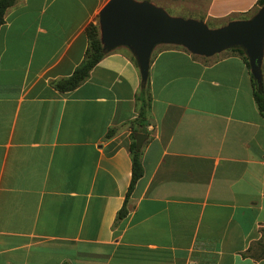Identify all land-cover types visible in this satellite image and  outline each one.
Returning a JSON list of instances; mask_svg holds the SVG:
<instances>
[{
  "label": "crops",
  "instance_id": "crops-1",
  "mask_svg": "<svg viewBox=\"0 0 264 264\" xmlns=\"http://www.w3.org/2000/svg\"><path fill=\"white\" fill-rule=\"evenodd\" d=\"M107 1L16 0L4 13L0 264H264V117L240 56L155 45L147 134L133 123L143 81L126 46L56 90ZM204 1V24L262 8ZM134 134L146 136L143 175L118 220Z\"/></svg>",
  "mask_w": 264,
  "mask_h": 264
},
{
  "label": "water",
  "instance_id": "water-1",
  "mask_svg": "<svg viewBox=\"0 0 264 264\" xmlns=\"http://www.w3.org/2000/svg\"><path fill=\"white\" fill-rule=\"evenodd\" d=\"M98 23L104 51L122 45L128 47L136 58L143 82L147 80L151 51L159 43L181 45L204 57L239 47L249 57L251 74L258 81L261 79L264 6L250 20L234 21L210 30L201 21L170 18L147 1L108 0L99 13ZM134 139L135 149L139 151L146 136L134 134Z\"/></svg>",
  "mask_w": 264,
  "mask_h": 264
},
{
  "label": "trees",
  "instance_id": "trees-1",
  "mask_svg": "<svg viewBox=\"0 0 264 264\" xmlns=\"http://www.w3.org/2000/svg\"><path fill=\"white\" fill-rule=\"evenodd\" d=\"M16 0H0V26L4 23V13L7 8L14 5ZM151 1V0H146ZM257 7L261 8L264 6V0H257ZM256 12V11H255ZM254 12V13H255ZM250 15H242L235 19L238 20H247ZM85 35L87 38V49L85 52V57L82 63L73 71L69 78L60 80L55 83V88L59 92H69L76 89L79 85H81L88 77L92 68L105 56L106 51H104L103 46L99 39L98 27L97 25L90 24L85 28ZM236 53L238 56L242 58V60L246 63L247 68L250 70V65L244 55V51L240 48H236L230 50ZM251 78V86H252V94L254 98V102L259 113L264 117V86L262 82V77L260 81L254 78V76L250 73ZM147 91H148V82H143L142 90L139 94L138 101L140 102V107L138 111L137 118L133 121L135 123L137 131L142 134H147V115L149 110L148 99H147ZM111 132L106 134V138L110 137ZM130 153V182L127 188V192L125 194V201L122 208L119 210L117 214V219L120 220L126 216V208L125 204L127 203L130 194L132 193L134 186L137 181L143 175V168L141 165L140 159V150L136 151L135 149V141L132 138V142L129 147Z\"/></svg>",
  "mask_w": 264,
  "mask_h": 264
},
{
  "label": "rangeland",
  "instance_id": "rangeland-1",
  "mask_svg": "<svg viewBox=\"0 0 264 264\" xmlns=\"http://www.w3.org/2000/svg\"><path fill=\"white\" fill-rule=\"evenodd\" d=\"M133 1L135 3H142L146 0H133ZM147 2L153 5L154 7L161 9L170 18H180L183 20L193 19L197 21H204V7H205L204 0H151ZM228 21L231 22L232 19L226 20L225 22H221V23L207 20L206 26L208 27V29L214 30V29L222 27L223 25H225V23H228ZM97 27H98V33H99V39H100L99 23L97 24ZM162 48H164V46L163 47L158 46L157 50L162 49ZM233 49H236V48H231L227 50H233ZM244 55L249 63V57L247 53L244 52ZM260 74H261V77H264V60L263 62L261 61V64H260Z\"/></svg>",
  "mask_w": 264,
  "mask_h": 264
}]
</instances>
